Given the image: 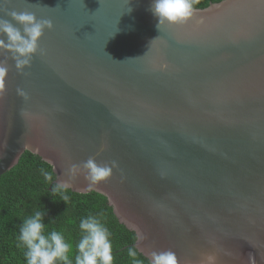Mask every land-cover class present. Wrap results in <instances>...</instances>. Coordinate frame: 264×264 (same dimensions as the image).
Listing matches in <instances>:
<instances>
[{
    "label": "water",
    "instance_id": "obj_1",
    "mask_svg": "<svg viewBox=\"0 0 264 264\" xmlns=\"http://www.w3.org/2000/svg\"><path fill=\"white\" fill-rule=\"evenodd\" d=\"M151 3L0 0V18L54 25L24 75L0 54V177L28 151L54 183L106 196L146 258L264 264V0H223L161 31ZM90 157L115 167L88 192L68 170Z\"/></svg>",
    "mask_w": 264,
    "mask_h": 264
},
{
    "label": "clouds",
    "instance_id": "obj_2",
    "mask_svg": "<svg viewBox=\"0 0 264 264\" xmlns=\"http://www.w3.org/2000/svg\"><path fill=\"white\" fill-rule=\"evenodd\" d=\"M198 2L199 0H152L150 11L157 20V30L186 25L193 18L194 5ZM5 15L10 19L0 18V54L7 53L14 62L16 71L24 75L25 70L31 68L34 57L44 54L40 41L45 31H52L54 25L51 20L38 19L28 11L5 10ZM8 72L7 63L0 62V97L6 91ZM17 94L25 102L29 100L28 93L23 89H17ZM113 167L114 162L112 165L100 164L90 157L82 164L71 165L68 175L75 177L83 172L87 181L86 191L91 192L112 177ZM43 175L45 180H52L51 173L43 172ZM72 187L68 181L60 180L53 184L51 192L53 197L59 196L67 204L70 199L68 192ZM46 215V210H35L20 226L17 247L24 249L26 264H114L111 233L99 218L89 215L80 220L81 237L73 245L66 239L63 231L47 228L44 223ZM127 254L132 258L133 264H178L176 254L171 250L151 251L147 253L146 262L139 259L135 248H129ZM214 262L213 255L206 257V264Z\"/></svg>",
    "mask_w": 264,
    "mask_h": 264
},
{
    "label": "trees",
    "instance_id": "obj_3",
    "mask_svg": "<svg viewBox=\"0 0 264 264\" xmlns=\"http://www.w3.org/2000/svg\"><path fill=\"white\" fill-rule=\"evenodd\" d=\"M221 1L199 0L194 9H205ZM43 172L51 173L52 180H45ZM55 179L53 167L28 151L17 165L0 177V264H26L24 249L17 247V238L24 219L35 210H46L44 223L47 228L63 231L73 245L81 237L80 220L89 215L96 216L111 233L114 264H133L127 250L134 248L137 237L119 222L106 196L69 190L70 199L65 204L59 196L52 195ZM72 256L74 259L75 250ZM139 259L147 261L141 253Z\"/></svg>",
    "mask_w": 264,
    "mask_h": 264
}]
</instances>
